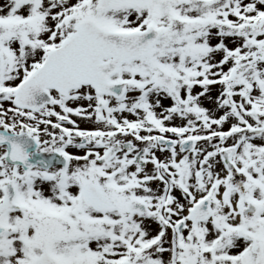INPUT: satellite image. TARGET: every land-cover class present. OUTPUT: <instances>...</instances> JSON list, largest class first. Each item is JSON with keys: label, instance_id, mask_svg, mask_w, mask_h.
I'll return each instance as SVG.
<instances>
[{"label": "snow or ice", "instance_id": "snow-or-ice-1", "mask_svg": "<svg viewBox=\"0 0 264 264\" xmlns=\"http://www.w3.org/2000/svg\"><path fill=\"white\" fill-rule=\"evenodd\" d=\"M0 264H264V0H0Z\"/></svg>", "mask_w": 264, "mask_h": 264}]
</instances>
